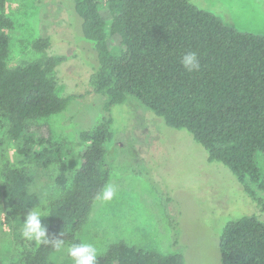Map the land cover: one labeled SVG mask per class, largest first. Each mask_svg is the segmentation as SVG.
<instances>
[{
    "label": "trees",
    "instance_id": "1",
    "mask_svg": "<svg viewBox=\"0 0 264 264\" xmlns=\"http://www.w3.org/2000/svg\"><path fill=\"white\" fill-rule=\"evenodd\" d=\"M73 2L82 19V36L94 43L98 56L90 85L105 101L100 121L78 133L84 144L79 167L71 188L49 203L45 228L50 242L39 243L22 235L24 216L40 204L30 190L33 177L25 161L44 166L62 162L57 157L62 158L63 151L45 132H38L35 122L65 111L77 97L56 94L58 82L50 74L64 56L8 66L13 23L3 13L5 0H0V117L19 157L18 166H5L0 182V228L5 225L22 248L9 264H72L68 246L80 242L76 236L109 176L105 144L112 138L111 107L126 103L128 97L167 127L187 131L209 162L230 170L264 212V203L250 187L264 190L256 162L258 154L264 156V36L239 31L190 0ZM50 45L49 38L41 37L32 49ZM188 51L198 55L197 72H187L180 63ZM56 239L63 241L62 249L56 248ZM219 252L221 264H264V222L253 215L228 222ZM98 264H185V258L119 241L107 247Z\"/></svg>",
    "mask_w": 264,
    "mask_h": 264
},
{
    "label": "rangeland",
    "instance_id": "2",
    "mask_svg": "<svg viewBox=\"0 0 264 264\" xmlns=\"http://www.w3.org/2000/svg\"><path fill=\"white\" fill-rule=\"evenodd\" d=\"M190 1L239 31L264 36V0ZM3 13L13 23L8 31V66L64 56L50 74L58 82L56 94L77 97L65 111L35 122L39 133L45 132L62 147L63 157H57L62 162L44 166L33 159L25 161L33 177L30 190L48 215L49 203L71 188L79 167L78 153L84 144L78 133L94 127L103 114L105 97L90 85L99 67L98 56L94 43L82 36V19L73 0H5ZM41 37L50 39V47L32 49ZM110 113L106 185L111 184L116 195L105 203L95 200L76 236L80 242L94 244L99 256L122 241L143 251L182 254L185 264H221L219 241L228 222L251 215L264 222L260 205L230 170L209 162L206 151L187 131L167 127L133 97L112 106ZM2 126L0 117V182L5 166L19 162ZM256 162L264 180V156L258 154ZM250 187L264 203V190ZM3 206L0 194V211ZM47 221L48 216L41 218L44 227ZM21 250L3 225L0 264L15 260Z\"/></svg>",
    "mask_w": 264,
    "mask_h": 264
},
{
    "label": "clouds",
    "instance_id": "3",
    "mask_svg": "<svg viewBox=\"0 0 264 264\" xmlns=\"http://www.w3.org/2000/svg\"><path fill=\"white\" fill-rule=\"evenodd\" d=\"M180 63L187 72H197L200 70V62L195 51L185 52L180 59ZM116 195L111 184L104 185L96 194L95 199L101 203L111 201ZM48 216L42 206H37L27 211L22 221V235L26 239L39 243H48L50 238L47 229L42 225L41 218ZM56 248H63V241L56 239ZM67 254L72 264H98L99 250L89 242L81 241L68 246Z\"/></svg>",
    "mask_w": 264,
    "mask_h": 264
}]
</instances>
